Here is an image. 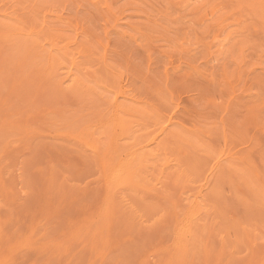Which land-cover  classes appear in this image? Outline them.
<instances>
[{
  "label": "rangeland",
  "instance_id": "obj_1",
  "mask_svg": "<svg viewBox=\"0 0 264 264\" xmlns=\"http://www.w3.org/2000/svg\"><path fill=\"white\" fill-rule=\"evenodd\" d=\"M0 264H264V0H0Z\"/></svg>",
  "mask_w": 264,
  "mask_h": 264
},
{
  "label": "bare ground",
  "instance_id": "obj_2",
  "mask_svg": "<svg viewBox=\"0 0 264 264\" xmlns=\"http://www.w3.org/2000/svg\"><path fill=\"white\" fill-rule=\"evenodd\" d=\"M133 163V162H132ZM131 163V164H132ZM130 167V166H129ZM134 167V166H133ZM119 171V170H118ZM119 173H122V172H119ZM117 174V173H116ZM122 178V177H121ZM127 178V177H126ZM134 179V178H133ZM132 181V180H131ZM135 182V181H134ZM138 184V183H137ZM108 185V184H107ZM110 185V184H109ZM105 195V194H104ZM111 195V194H110ZM109 196V195H108ZM105 202H106V200H105ZM108 203V202H107ZM101 209V208H100ZM101 211V210H100ZM99 214H100V212H99ZM102 218V217H101ZM104 221V220H103ZM102 223V222H101Z\"/></svg>",
  "mask_w": 264,
  "mask_h": 264
}]
</instances>
